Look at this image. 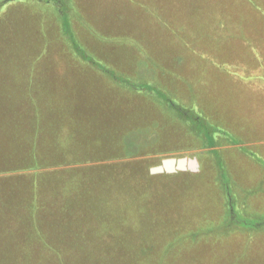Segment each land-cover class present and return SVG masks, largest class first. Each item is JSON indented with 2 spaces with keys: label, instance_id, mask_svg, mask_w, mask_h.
<instances>
[{
  "label": "rangeland",
  "instance_id": "1",
  "mask_svg": "<svg viewBox=\"0 0 264 264\" xmlns=\"http://www.w3.org/2000/svg\"><path fill=\"white\" fill-rule=\"evenodd\" d=\"M62 1L70 11L64 17L57 6L62 5L61 0H0V103L4 106L23 99L24 90L31 88V72L37 71L34 76L38 81L32 88L39 98L46 99L50 90H58L61 106L86 112L88 120L74 128L80 131L77 137L98 138L101 143L109 137L121 138L122 123L131 132H153L156 137L150 145L132 151L141 157V167L146 171L165 158L196 156V149L186 148L191 127L182 124L184 118H191L179 110L193 118L206 115L205 127L212 131L217 130L215 125L219 130L224 124L233 126L230 131L224 128V136L220 134L221 139L240 145L229 153L240 155L229 161L234 163L235 174L229 177V192L223 189L224 184L217 183L216 175H212L214 185L205 180L198 187L187 188L185 179L178 177L166 189L169 179L150 173L159 191L143 193V200L135 194L136 210L146 207L147 217L125 227L141 232L142 242L151 241L156 247L174 241L168 246L172 248L169 253L180 251V256L175 262L171 255L172 264H187L186 259L188 264H264V232L241 227L264 220V97L262 88L254 90L264 87V55L255 46L264 41V0ZM64 21L75 31L74 41L84 61H79L75 56L78 52L71 49L70 33L62 36ZM261 49L264 51V47ZM166 50L169 55L177 54L171 68L166 67L169 63L156 60ZM254 62L256 69L250 67ZM57 70L67 72L58 74ZM94 70L104 74L92 75ZM200 122L199 131L204 128L202 119ZM138 158L104 161L103 168L90 173L91 181L85 177L86 170L63 169L62 175L75 180L78 188L62 187L55 205L38 204L44 216L42 234L60 236L63 250L73 255L72 264H87V252L86 248L79 250L81 245L73 243L71 237L88 238V255L98 259L93 251L99 249L96 238L112 239L117 235L112 226L126 223L120 216H124V202L128 203L131 196L93 185L105 172L119 175L135 170L137 164H126ZM112 164L115 168L108 171L106 166ZM79 172L84 175L81 179L76 178ZM52 192L57 195L58 187ZM231 205L237 217L228 215ZM22 206L17 202L11 212ZM230 218L240 220L233 238L232 227L221 228L230 223ZM7 226L11 228L12 224ZM247 233L253 241L259 239L257 249L249 246L252 241ZM221 235L228 238L216 239ZM198 236L205 238L197 240ZM221 246L219 260L213 262L212 247L216 250ZM231 248L237 249L238 261L233 259L235 250ZM110 257L116 264H128L119 252Z\"/></svg>",
  "mask_w": 264,
  "mask_h": 264
},
{
  "label": "trees",
  "instance_id": "2",
  "mask_svg": "<svg viewBox=\"0 0 264 264\" xmlns=\"http://www.w3.org/2000/svg\"><path fill=\"white\" fill-rule=\"evenodd\" d=\"M7 1L11 2L13 0ZM37 1L49 3L52 0ZM61 4L62 5L59 4L60 6L56 5L60 9L59 15L64 17V15H67L70 11L68 10L67 12V7L62 0ZM64 24L62 36L70 33L69 39L72 41L71 49L78 52L75 56L80 61V59H82V51L79 50L78 46L75 44L74 40L76 33L72 27L66 24V21H64ZM82 61L84 60L82 59ZM86 63L89 64L91 62L89 61ZM159 94L163 96L161 92H159ZM25 99L23 98L20 103L13 107H0V125L9 121L7 127H5V125H3V128L0 126V264H72L73 255L63 250L60 243H64V241H61V237L58 235L42 234L41 218H44V216H42V213L38 210V204L40 202H52V204L55 205V201L57 202V198L63 189L62 187L65 188L70 185L78 188L75 180L68 175L67 177L62 175L63 169L86 170L87 175H85V177L91 181L93 176H89L90 173L100 168L102 162L127 158L137 159L138 157L139 160L126 164V167L137 164L138 166H135V170L134 168L128 169L127 172L122 173L124 175H116V172L113 174V172L109 171L111 167L115 168L114 164L106 166L109 173L105 172L103 177L98 179L99 181L93 185L106 186L112 192L119 191L131 196L128 203L124 202V216H120L121 218H126V223H117L112 226L118 236L115 234L116 236L112 239L109 237L96 238L95 246L99 249L93 251L98 254V259H93L92 256L88 255L87 248L90 242L88 238L71 237V239L73 243L81 245L79 250L86 248L84 252H87V264H105L106 262L116 264L117 261L110 257L114 252L121 253L125 263L128 264H172L169 262V257L171 255L174 261L176 260L175 262H177L180 251L170 254L169 251L172 248L168 247L174 241L171 242V240H169L156 247V244L151 241L143 243L141 232H135L125 227V224L133 221L136 222L137 220H141V218L147 217L149 209H146V207L140 206L139 209L136 210L137 206L135 203L137 199L135 198V194L137 193L139 195V200H143V193L153 194L156 193L159 188L152 182L154 179V176L150 174V169L152 167L148 168L147 171L144 170L141 167L144 163L141 157L134 155L132 152L136 147L141 148L150 145L156 137L152 135L153 132L139 134L136 132L137 130L131 132V130L128 131L126 129V125L124 126L125 123H122L121 128L124 130V135L122 136V134H120L121 138L109 137L107 142L101 143L98 141V138L91 139L89 136L77 137L76 133H80V131L75 130V126L80 124V122L88 120L84 114L80 115L78 112V115H75L72 110H68V116L65 113L60 114L58 109H56L54 114L53 110L51 112L45 110L43 106L44 100L40 103V101L32 96L26 97ZM170 105L179 109L171 103ZM179 112L191 118H184L182 120L184 121L182 123L183 125H186L187 128L191 127L188 137H186L185 140L189 143V146L187 145L186 148L197 150L196 156L202 164V171L196 175L184 172L163 174V177L169 179V182L166 183L167 185L165 184L166 189L169 187L168 185L174 183V179L178 177L185 179V187L188 188L189 185H200L205 180H210L208 184H213L215 180H212L214 177L212 175H216L217 183L224 184L222 185L223 189L229 192V184L231 181L229 177L232 175L230 174L232 168H230L231 166L228 160H231V158L228 154L232 151H222L220 148L221 146H237L239 144L227 142L224 138L221 139L220 134L224 136V128L226 127H220L219 130V127L215 125L217 127L216 131H212L213 129L211 127H205L208 125L206 115L202 116L201 113L193 118L192 114H186L187 112H182V110H179ZM54 117L56 119L68 121L66 125H64L66 127H63L61 131L59 130L60 128L55 127L56 132H53V130L51 132L50 123L52 122L49 121L54 120ZM82 118L85 119V121ZM201 119L204 128L199 131L197 130V126L201 123ZM64 129L67 130V134L64 133ZM139 131L142 132V130ZM138 135L140 137H138ZM105 152L108 154L106 155ZM97 173L98 171L96 175H99ZM42 174L49 176L42 178ZM104 176H106V178H104ZM83 177L84 175L81 172H79V175H76L77 179ZM90 181H86L87 186H92V182ZM195 181L196 183H193ZM55 187H58L57 195L52 192ZM152 188L154 189L151 191ZM161 190L163 191L164 189ZM148 200H151L150 195H148ZM35 201L36 203H34ZM17 202H20L23 206L20 210L11 212L14 206L17 207ZM29 204L33 206H29ZM239 206L241 208V205ZM231 208L233 209L234 206L231 205ZM232 209H230L228 215L237 217V213L236 215L232 214L235 208ZM105 215L103 218H105ZM138 216H140V218H137ZM239 222V219L235 221L230 218V223H224L221 228L224 230L232 227L233 234L231 237L233 238V236L236 235L237 227L235 226L240 224ZM8 223L12 224L11 228H8ZM241 227L247 228L248 231L254 233H263L264 220L256 222L253 220L250 221V223L241 224ZM247 234L252 241L249 246L252 245L251 247L253 250L257 249L259 239L257 240L255 238L253 241V237L249 233ZM199 238L205 237L198 236L196 239L198 240ZM225 238L228 237L221 235L220 238L216 239L220 240ZM214 247H218V245ZM214 247H212L214 255L213 262L219 260V255L223 249V246L216 250H214ZM239 249L238 247V250ZM231 250H235L234 253L237 251L236 248H231ZM240 250H243V248ZM242 252L245 256L248 255H246L245 249ZM234 253L232 254L233 259L238 261V251L235 253L236 255ZM242 258L240 255V260ZM81 261L82 259H80V262ZM185 261H187V264L190 262L188 259ZM201 262L202 261H199V264H201Z\"/></svg>",
  "mask_w": 264,
  "mask_h": 264
},
{
  "label": "crops",
  "instance_id": "3",
  "mask_svg": "<svg viewBox=\"0 0 264 264\" xmlns=\"http://www.w3.org/2000/svg\"><path fill=\"white\" fill-rule=\"evenodd\" d=\"M240 40H242V39H238V40H236V41H240ZM248 41H250L249 39H248ZM237 42V43H238ZM174 46V45H173ZM189 46H190V43H189ZM256 51L257 52H259V53H261V55L263 56L264 55V51L261 49V48H263L264 47V41H262V42H259V43H257L256 45ZM175 47V46H174ZM259 48V49H258ZM167 51L168 50H166V51H162V53L160 54V56H161V58H163V59H161L160 57H156V60H157V62H159V64H160V61L161 60H163V61H165V63H169L170 64V66H166V67H169V68H171V64H172V58L174 57V56H177V54L175 55L174 54V56H173V53H170V55L169 54H167ZM180 54V53H179ZM172 56V57H171ZM187 58V56L185 57V59ZM104 59H105V61L106 60H110V58H106V57H104ZM165 59V60H164ZM111 61V60H110ZM108 62V61H107ZM185 63V62H184ZM176 64V63H175ZM189 64V60L187 61V65ZM161 66V65H160ZM186 66V65H185ZM161 67H163V66H161ZM250 67H252V68H254V69H256V62H254V63H250ZM94 71H96V70H94ZM36 73H37V71H35ZM56 72H58V74H63V73H65V72H67V71H62V70H57ZM25 73H28V72H25ZM31 73H33L32 75H30V76H32V78L30 79V81H29V83H28V86L29 87H31L30 88V90L29 89H26V90H24V99L26 98V97H29V96H32V97H34L36 100H38V101H40V103L42 102V100H44V104H43V106H44V108H45V110H47L48 112H51L52 110L54 111V114H55V111H56V109H58L59 110V113L61 114V113H65V114H67L68 116H69V114H68V110H72L74 113H75V115L77 114L78 115V112L80 113V115H83L84 114V116L86 117V112H84V109H82L81 111H75V110H73V108L71 107V108H66V106H61L60 105V102H58L59 101V99L60 98H58V95H59V93L61 92V91H58V90H50L49 91V94L48 95H45L46 96V99H44V96H43V99H41V98H39L38 97V94H37V91L35 90V89H33L32 88V86H34V84L38 81V78L36 77V76H34V74H36V73H34V72H31ZM95 74H98V75H103L104 74V72L103 71H96V72H92V75H95ZM27 74H25V75H23L24 76V78H26L27 76H26ZM26 76V77H25ZM186 77H188L189 78V73H187L186 74ZM23 78V79H24ZM41 82L43 83V79L41 78ZM42 83H41V86H43L42 85ZM258 88H262V96L264 97V87H255V89L254 90H256V91H258L259 89ZM41 90H42V88H41ZM40 90V91H41ZM257 95H259V94H257ZM21 98H20V100L19 101H16V103L15 104H9V105H4L3 106V104H1L0 103V107L1 106H3V107H7V108H9V107H13L14 105H16V104H18V103H20L21 102ZM25 101H26V99H25ZM27 102V101H26ZM57 102V103H56ZM78 104V103H77ZM24 105V104H23ZM83 119V118H82ZM217 119V118H216ZM84 121H85V119H83ZM8 122L9 121H7V123H4V124H2V125H0V126H2V128H3V125H5V127H7V125H8ZM49 122H52V123H50V130H51V132H52V130H53V132H56V128L55 127H58V128H60L59 130L61 131L62 129H63V127H66V126H64V125H66V123L68 122L67 120H63V119H56L55 117H54V120H52V121H49ZM1 123V122H0ZM80 123H82V122H80ZM52 126H53V128H52ZM216 126H219V125H216ZM221 127H226V128H229V130H232V128H234L233 126H229L228 124H224V125H222ZM64 131V133H68L67 132V130L66 129H64L63 130ZM48 134H50L49 132H47ZM51 135V134H50ZM63 136H65V135H63ZM237 146H240V145H237ZM236 145H234V146H231V145H227V146H221V148L220 149H222V151H227V152H230V151H235V150H237V147ZM242 146V145H241ZM228 154V153H227ZM228 156L231 158V160H228V161H234L235 159H237V158H240L237 154H228ZM2 157V156H1ZM190 158V157H189ZM195 158H197V160H198V162H199V172H201L202 171V164H201V162H200V160L198 159V157L197 156H195ZM240 159H238L237 161H239ZM243 160H244V158H243ZM242 160V161H243ZM230 163V168H232L233 167V165H234V163L233 162H229ZM198 172V173H199ZM165 174V173H164ZM230 174H232V175H235L234 174V171H233V169H231V172H230Z\"/></svg>",
  "mask_w": 264,
  "mask_h": 264
},
{
  "label": "water",
  "instance_id": "4",
  "mask_svg": "<svg viewBox=\"0 0 264 264\" xmlns=\"http://www.w3.org/2000/svg\"><path fill=\"white\" fill-rule=\"evenodd\" d=\"M192 173L199 172V162L197 158L181 157V158H165L162 160L161 164L154 166L150 169L152 175L160 174H175L178 172Z\"/></svg>",
  "mask_w": 264,
  "mask_h": 264
}]
</instances>
